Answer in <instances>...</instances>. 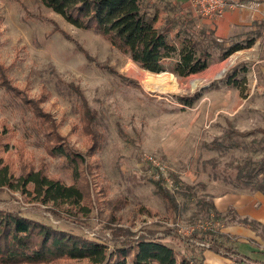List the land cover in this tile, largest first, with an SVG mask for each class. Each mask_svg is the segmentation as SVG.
I'll use <instances>...</instances> for the list:
<instances>
[{
  "label": "rangeland",
  "instance_id": "374dc122",
  "mask_svg": "<svg viewBox=\"0 0 264 264\" xmlns=\"http://www.w3.org/2000/svg\"><path fill=\"white\" fill-rule=\"evenodd\" d=\"M246 1L263 13L221 34L218 20L228 11L206 18L188 0H140L147 14L159 13V25L170 28L171 35L183 27L217 39L208 68L187 77L163 71L168 85L160 88L149 86L151 71L99 32L76 27L41 0H0V65L6 68L7 83L20 94L0 77V160L16 175L32 164L79 185L82 205L89 210L56 208L2 186L0 209L98 240L110 250L140 238L163 237L179 262L186 255L191 264H231L247 256L253 264H264V223L240 214L232 203L219 214L209 206L220 196L255 195L258 191L239 180L237 170L264 161V0ZM249 41L252 46L221 58V48ZM233 74L246 88L244 97L227 83ZM73 86L80 87L93 110L96 146ZM197 93L192 105L178 98ZM25 99L54 119L71 149L85 156L78 179L64 156L50 153ZM230 130L252 133L230 138ZM160 177L177 208L157 192L154 180ZM228 229L237 232L230 235ZM209 230L217 244L194 237ZM235 248L241 255L233 253Z\"/></svg>",
  "mask_w": 264,
  "mask_h": 264
},
{
  "label": "trees",
  "instance_id": "16d2710c",
  "mask_svg": "<svg viewBox=\"0 0 264 264\" xmlns=\"http://www.w3.org/2000/svg\"><path fill=\"white\" fill-rule=\"evenodd\" d=\"M48 8L60 14L66 21L82 29H93L99 32L114 47L129 55L142 68L160 73L169 71L179 77H187L204 71L214 59L217 39L212 33L201 31L203 37L190 29L183 27L171 35L170 28L159 25V13L147 14L140 0H41ZM60 31V30H59ZM62 33L65 35L64 31ZM253 41L246 45L234 44L222 49L220 54L225 59L233 52L252 46ZM1 83L9 88L6 68L0 65ZM3 80V81H2ZM227 83L237 87L240 95H246L245 87L238 75L228 77ZM73 88L80 95L81 116L85 127L93 137V146L99 141V133L91 128L94 120L90 108L79 86ZM16 95L19 91L12 88ZM195 95H180L179 100L192 105ZM32 108L37 119V131L46 136V142L51 154L65 157L68 167L75 179L80 177V165L85 163V156L71 149L64 137L58 132L56 123L48 114L41 111L38 104L25 99ZM230 130L228 136L249 135ZM92 150H94L92 148ZM237 178L252 184V189L264 193V161L252 166H239ZM180 184L178 177L175 178ZM164 178L154 180L159 192L171 205L177 208V201L170 190L164 186ZM0 186L31 197L35 201L51 204L56 208L68 210L79 208L88 211L82 205L84 192L77 184H67L59 178L49 176L45 169L36 168L30 164L23 167L16 175L9 164L0 160ZM67 206V207H66ZM210 208L215 209L213 203ZM88 213V212H87ZM219 214V211H217ZM212 231H197L194 237L210 239ZM211 249V247H210ZM213 250V249H211ZM233 253L241 255L238 249ZM234 259L231 264H253L249 258ZM64 260L86 261L88 264H191L186 255L179 262L176 250L164 242L163 237L140 238L133 243L126 242L124 246L110 250L106 243L76 234L67 230L57 229L52 225L37 219L22 215L17 211L0 209V264H50ZM196 264H209L197 261Z\"/></svg>",
  "mask_w": 264,
  "mask_h": 264
},
{
  "label": "crops",
  "instance_id": "0c3cea01",
  "mask_svg": "<svg viewBox=\"0 0 264 264\" xmlns=\"http://www.w3.org/2000/svg\"><path fill=\"white\" fill-rule=\"evenodd\" d=\"M263 11L259 8L258 11H254L250 8H237L230 10L226 13L225 17L218 20V31L221 34H225L229 31V28L236 27L239 22H242L244 18L251 20L257 19ZM230 203L233 204L240 214L244 216H250L264 223V195L259 191L255 195L242 194L241 196L236 194H230L229 196H220L214 201V204L219 212L225 211ZM242 228V227H241ZM240 228V229H241ZM229 234H235L233 229H228ZM239 250V249H238ZM240 251V250H239ZM210 250H206L205 255L209 257ZM214 264V263H213Z\"/></svg>",
  "mask_w": 264,
  "mask_h": 264
},
{
  "label": "built area",
  "instance_id": "2783aa9c",
  "mask_svg": "<svg viewBox=\"0 0 264 264\" xmlns=\"http://www.w3.org/2000/svg\"><path fill=\"white\" fill-rule=\"evenodd\" d=\"M194 10L206 18L223 16L227 11L237 8H250L255 12L257 5L250 6L246 0H188Z\"/></svg>",
  "mask_w": 264,
  "mask_h": 264
},
{
  "label": "bare ground",
  "instance_id": "6f19581e",
  "mask_svg": "<svg viewBox=\"0 0 264 264\" xmlns=\"http://www.w3.org/2000/svg\"><path fill=\"white\" fill-rule=\"evenodd\" d=\"M150 77H149V86H152L153 83L156 84V87H160V88H166V86L168 85L167 83V77L166 72H161V73H153V72H149Z\"/></svg>",
  "mask_w": 264,
  "mask_h": 264
}]
</instances>
